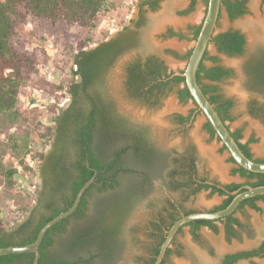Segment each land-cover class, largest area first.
I'll list each match as a JSON object with an SVG mask.
<instances>
[{"label": "rangeland", "instance_id": "rangeland-1", "mask_svg": "<svg viewBox=\"0 0 264 264\" xmlns=\"http://www.w3.org/2000/svg\"><path fill=\"white\" fill-rule=\"evenodd\" d=\"M145 1L108 0L92 28L33 18L14 26L11 45L31 54L35 62L20 88L13 115H0V228L11 231L34 205L38 170L42 156L54 138L55 119L71 101V84L80 81V77L73 74L75 54L79 49H93L101 42L119 36H133L134 39L89 90L98 106L103 108L107 125L116 129V146H124L125 138L134 142L148 141V137L175 159L191 150L199 177L225 184L244 182L242 177L232 173L235 164L229 160L222 142L205 128L203 113L191 99L179 100L177 92L182 83L171 85L154 104L127 95L124 74L130 61L137 58L144 61L146 56L154 55L171 71L184 69L186 55L195 43L191 27L199 25L206 12L204 0H197L191 10L190 0H159L154 9ZM245 2V13L236 18H230L222 6L215 28V34L239 30L246 42L243 54L218 51L210 42L207 56H215L217 64L231 70L229 77L213 82L225 98L233 101L232 120L226 124L231 131H241L242 142L255 138L256 141L249 145L253 157L264 158V120L251 112L254 105H264V89L252 84L247 71L253 60L264 56V0ZM169 30L183 33L186 39L169 36ZM212 64L208 59L204 61L206 66ZM192 111L194 117L188 124H180L175 119L176 114L187 116ZM103 124L97 123L95 142L109 152L112 142L103 144ZM124 162L130 168H140V162L129 155ZM121 178L125 185L120 202L122 198H132L138 176L123 174L120 181ZM162 194L154 187L127 215L125 233L130 250L136 251L138 245L147 240L146 215L155 216L157 211L164 212L163 209L168 208ZM167 196L180 208L195 211H209L224 199V196L205 189L193 194L171 191ZM107 203L98 201L96 213ZM257 204L261 211L245 206L235 212L234 216L243 227H235L237 234L233 237L227 236L222 221L215 222L216 231L202 226L198 237L191 234L189 225L183 226L170 246L165 264H220L227 254L256 248L264 241V202ZM164 215L167 219L166 212ZM71 223L74 225V220ZM255 263L264 264V257L244 258L234 264Z\"/></svg>", "mask_w": 264, "mask_h": 264}, {"label": "trees", "instance_id": "trees-1", "mask_svg": "<svg viewBox=\"0 0 264 264\" xmlns=\"http://www.w3.org/2000/svg\"><path fill=\"white\" fill-rule=\"evenodd\" d=\"M108 0H2L0 1V115L12 116L18 101V95L22 84L25 82L29 72L34 69V57L23 51L14 48L10 43V37L13 28L17 23L24 22L29 18L37 20H47L51 23L64 22L70 25H79L82 27H95L99 20V12L102 10ZM197 0H190L191 10ZM159 0H147L151 8H156ZM208 3V0H204ZM245 0H221V7L224 6L230 18H236L245 13ZM142 21V20H141ZM141 21L138 23L140 24ZM201 23L191 27L192 37L196 40ZM169 36H177L180 39H186L183 33H176L172 30L168 31ZM133 36H119L108 41L101 42L93 49H79L75 54L73 63L75 69L74 75L80 77L79 82H73L70 87L71 104L62 110L56 117V125L54 128V136L61 140L65 146V150L72 145H77L80 153L85 156L88 154L90 167L97 170L95 179L100 182V186L92 183L82 195L81 201L71 216L80 217L83 214L85 207V197L93 189L101 190L110 189L120 182L121 171H130V168L123 166L121 155L133 150L136 156H140L144 163L155 165L161 160V157L153 151L150 141L137 140L132 142L129 139H124V146L118 148L116 142V129L112 125H107L104 119V112L101 106H98L96 99L90 94L89 90L100 81L104 70L111 64L114 58L124 49L130 46L133 41ZM218 51L230 54L241 55L245 49V37L239 30H227L214 34L211 41ZM192 49L186 55L188 59ZM213 62L211 66L204 65L205 60ZM215 56H207L205 52L199 68L196 72L198 84L201 86L203 93L208 97L211 104L219 114L220 118L227 122L232 120L230 110L233 106V101L225 98L219 91L218 87L213 84L223 78L231 75V70L216 63ZM183 70H181L182 72ZM250 80L256 88L264 89V56L253 60L248 66ZM175 71L169 70L160 58L154 55L146 56L144 61L137 58L131 61L126 67L125 90L129 97L143 100L154 104L158 96L162 95L166 89L173 84L182 83L183 86L177 92L180 101L185 102L192 100L190 92L185 84V78L181 75L172 76ZM99 102L103 103L101 99ZM101 107V108H100ZM251 112L264 120V105L262 107L254 105ZM194 111L189 115L183 116L176 114V120L179 123H184L192 120ZM104 123L102 131L103 144L112 142L111 150L106 152L103 146H93V141L97 138V123ZM228 126V125H227ZM229 127V126H228ZM205 128L213 136L216 135L211 124L206 121ZM99 133V132H98ZM231 135L238 142L239 147L244 154L253 158L257 162H264V158H254L250 150V143L255 142V138L251 137L247 141L242 142V133L240 130L231 131ZM142 139V138H141ZM121 141V140H119ZM118 142V140H117ZM223 149L226 147L223 145ZM70 151V150H69ZM97 152V153H96ZM229 160L235 164L232 169L233 174H237L245 181L243 183H228L224 185V189L218 188L216 185L206 183L207 179L199 177L196 173L194 156L191 150L186 155L175 160V166L172 171V181L170 187L174 191L183 190L189 191L191 194L202 189L210 190V192L218 193L224 196L223 201L209 211H217L226 207L234 195L228 191H234L243 185L259 186L264 185V173H256L237 165L233 158L229 156ZM83 160L78 162V176L76 180L70 184L72 190V198L67 202L66 207H58L54 203L47 205V212H38L40 204L33 207L30 217L26 221L17 224L11 231H6L0 228V248L6 246H22L34 242L43 225L67 210L74 202L76 194L84 183L89 180L94 171L90 170ZM58 177V176H57ZM65 180L58 183L54 191L62 189ZM215 184H220L215 181ZM134 192L132 198H125L108 202L103 210L97 213L96 220L90 225L85 223L75 224L76 243L82 244L88 241L91 234H107L117 239L121 234V221L127 216L130 205L136 198ZM258 201L264 202V194L256 195L247 198L238 205L236 210L223 218L217 220H194L186 225L190 226V232L194 237H198V231L202 226H207L212 230H217L215 222L222 221L225 224V229L228 237H233L237 234L235 227L242 228L243 225L234 216L235 212L242 210L245 206L261 211V207L257 204ZM170 204H172L170 202ZM173 207V217L170 222L169 207L164 208V212L168 215L166 219L164 212L157 211L153 215L157 219L165 223V231L177 220L181 214H178L176 206ZM184 214L195 212L192 209L181 208ZM38 215V220L34 222V216ZM103 213V214H102ZM68 216L50 227L45 233L39 247V259L37 264H76L66 259H58L50 263H44L43 249L52 240L50 234L55 231H64L67 227ZM35 223V224H34ZM185 226V225H184ZM30 227V229H28ZM160 229V223L158 222ZM181 230V228H180ZM179 230V231H180ZM165 235L159 243V247L164 240ZM69 242V241H68ZM159 247L156 254L159 252ZM72 248V246H70ZM156 257V255H155ZM152 259V262L155 260ZM264 257V241L256 248L250 250H242L230 253L224 256L220 264H234L240 259ZM34 253H9L0 256V264H33ZM256 264V263H255Z\"/></svg>", "mask_w": 264, "mask_h": 264}, {"label": "flooded vegetation", "instance_id": "flooded-vegetation-1", "mask_svg": "<svg viewBox=\"0 0 264 264\" xmlns=\"http://www.w3.org/2000/svg\"><path fill=\"white\" fill-rule=\"evenodd\" d=\"M126 67L124 74V88ZM71 102L72 99L69 105ZM189 122L190 121L180 124H188ZM149 141L155 154L161 157V160L155 165L144 163L140 156H136L133 153V150H129L127 153H123L121 155L123 166H126L124 161L127 155L140 162V164H138L140 168L137 170L127 166L130 168V171H121V175L124 174L127 176L133 173L138 176L135 189L136 198L130 205L127 215L130 213L132 207L142 199L146 198L148 193H150V191H152L155 187L159 188L161 193H163L166 197V205H168L170 211V218L168 222H170L173 217L172 205L177 207L178 214L184 213L180 206L167 196L169 192L174 191L171 189L170 183L173 179L172 171L175 166L176 159L158 148L150 140V138ZM91 145L92 147L96 146V142L93 141ZM122 147L123 146H118V148ZM64 148L65 146L62 141L58 140L56 136H54L49 150L42 156V161L38 170L39 182L36 187L33 205V207H35L38 203L40 204L38 212L46 213L48 209L47 205L50 203H54V205L58 207H66L67 202L72 198L70 184L76 180L79 173L77 168L78 162L83 160L86 166L89 165H87V163H89L87 160L88 154L83 156L77 145H72L70 148L68 147V150H65ZM88 168L93 170L90 166H88ZM64 180L65 183L62 189L54 191L56 185ZM95 184L96 186H100L101 183L95 179ZM124 185L125 183L121 178V181L113 188L101 190L95 187L93 191L88 193L85 197L86 203L83 214L78 217L71 216L73 214L72 213L64 231H55L50 234L52 241L43 249L44 263H50L58 259H66L76 264H150L155 255H157L156 251L162 237L165 235L166 227L165 223L154 219L152 215H146L145 217V236L147 237V240L144 241L142 245H138L136 251L130 250V248L127 247L128 240L126 239L125 233L127 228V216L121 221V234L117 239H114L112 236L107 234H91L88 241L82 244L76 243L77 234H74L76 228L75 224L85 223L84 225L87 226L92 224L97 218L95 204L98 201L107 203L111 199L120 200V196H123L122 190ZM170 202L172 204H170ZM31 209L20 223L26 221L27 218L30 217V214L32 213ZM38 215L40 214L38 213L34 216V222L38 220ZM72 220H74V225L71 223ZM158 222L160 223V229L158 228ZM28 229H30V227H28ZM70 246H72V248H70ZM170 246L167 248L165 257L161 264H165L167 256L170 252Z\"/></svg>", "mask_w": 264, "mask_h": 264}, {"label": "water", "instance_id": "water-1", "mask_svg": "<svg viewBox=\"0 0 264 264\" xmlns=\"http://www.w3.org/2000/svg\"><path fill=\"white\" fill-rule=\"evenodd\" d=\"M220 12L221 0H208V3L206 5V12L201 22L199 34L195 40L194 46L192 47V51L187 59L186 65L182 72L175 71L172 76L181 75L185 78V84L190 92L192 101L197 106V109L203 113L206 118V121L211 124V126L216 132L217 138L222 142V145L226 147L229 156L233 158L234 162L249 171L256 173H264V162H257L253 158H249L244 154V152L239 147L238 142L231 135V129L227 126L226 122H224L220 118L214 106L211 104L208 97L203 93L201 86L197 82L196 72L199 68V65L202 61L205 52L207 51L209 43L213 35L215 34V28ZM193 117L194 115L192 116V119ZM93 171L94 175L89 180H87L84 185L80 188V190L76 194L73 204L67 210L61 212L60 214L47 221L40 229L38 236L34 242L22 246L1 247L0 256L9 253L30 252L34 253L33 264H37L40 255L38 247L45 233L54 224L70 216L76 210L84 192L89 188L92 183H95V174L97 173V170L93 169ZM206 183L209 185H216L218 188L225 190V183L215 184V181L211 180H207ZM226 192H229L230 194L234 195V197L231 199V201L226 207L220 210H199L189 214L181 213L180 217L175 220V222L170 226L169 229L165 231L164 240L161 243L159 247V252L156 255L155 260L152 264L162 263L167 248L171 245L176 234L184 225L194 220H217L227 215H230L236 210L241 201L256 195L264 194V185H243L242 187L234 191L226 190Z\"/></svg>", "mask_w": 264, "mask_h": 264}, {"label": "bare ground", "instance_id": "bare-ground-1", "mask_svg": "<svg viewBox=\"0 0 264 264\" xmlns=\"http://www.w3.org/2000/svg\"><path fill=\"white\" fill-rule=\"evenodd\" d=\"M169 103V102H168ZM170 104H171V102H170Z\"/></svg>", "mask_w": 264, "mask_h": 264}]
</instances>
